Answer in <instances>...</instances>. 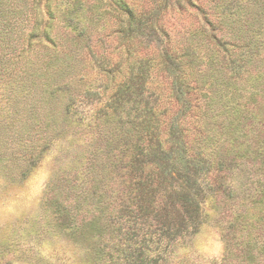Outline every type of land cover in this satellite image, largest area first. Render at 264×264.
Returning a JSON list of instances; mask_svg holds the SVG:
<instances>
[{
	"label": "trees",
	"instance_id": "obj_1",
	"mask_svg": "<svg viewBox=\"0 0 264 264\" xmlns=\"http://www.w3.org/2000/svg\"><path fill=\"white\" fill-rule=\"evenodd\" d=\"M155 1L152 11L171 0ZM202 1L209 9L168 37L156 64L133 58L130 40L146 48L170 33L154 13L117 0L128 74L92 114L84 166L59 172L43 197L44 231L81 243L93 264H168L171 247L209 217V200L221 264H264V0ZM54 2L0 0V161L12 177H26L82 123L77 96L99 94L64 51L83 33H52L57 16L72 23Z\"/></svg>",
	"mask_w": 264,
	"mask_h": 264
},
{
	"label": "rangeland",
	"instance_id": "obj_2",
	"mask_svg": "<svg viewBox=\"0 0 264 264\" xmlns=\"http://www.w3.org/2000/svg\"><path fill=\"white\" fill-rule=\"evenodd\" d=\"M126 1L137 13L145 11L147 16L154 13L157 25L170 33L159 35L146 48L137 40H130V49L135 52L133 58L143 53L156 64L159 47L167 44L168 37L171 36L172 41L180 39L187 24L203 17L202 8L208 10L210 5L199 0V8H195L186 0H171L168 8L152 11L157 4L155 0ZM58 5L70 11L72 23L65 27L66 23L59 20V15L53 23L52 33L59 30H68L71 35L83 33L64 51L78 65L77 77L83 81L84 88L98 90L99 94L87 95L82 100L77 96L73 112L76 117H84L82 123H75L68 133L57 139L26 177L7 175L6 165L0 161V264H93L81 243L60 237L56 232L44 231L43 197L48 182L59 172H75L84 166L94 128L92 114L111 95L115 83L128 74L126 52L129 45L116 31L125 18L126 9L119 6L117 0H78L76 3L56 0L54 8L58 14ZM110 66L114 70L107 72ZM110 73L115 76L111 77ZM160 81H164V76L155 74L153 83ZM210 204V200L205 204L209 217L192 239L179 241L171 247L167 253L168 264H221L225 241L219 225L212 220L214 210Z\"/></svg>",
	"mask_w": 264,
	"mask_h": 264
}]
</instances>
